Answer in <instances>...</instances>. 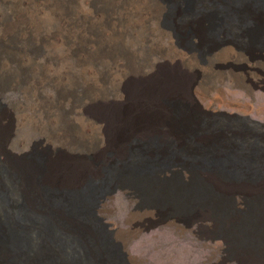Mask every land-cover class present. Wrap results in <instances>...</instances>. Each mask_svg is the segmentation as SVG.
<instances>
[{
  "label": "bare ground",
  "instance_id": "6f19581e",
  "mask_svg": "<svg viewBox=\"0 0 264 264\" xmlns=\"http://www.w3.org/2000/svg\"><path fill=\"white\" fill-rule=\"evenodd\" d=\"M186 1L173 0V5L189 4L195 12L214 4L228 10L223 11L226 19H218L216 24L219 34L235 21L233 12L264 11V0ZM166 9L163 0L0 2V93L20 96L7 108L0 107V264L136 261L99 214L102 202L128 185L156 189L188 204L177 206L181 216L195 214L219 197L210 183L170 186L167 178L158 177V172L176 166L173 160L162 162L159 169L151 161L131 163L123 170L126 175L120 186L95 182L87 189L81 179L89 173L99 179L101 174L72 151L67 161L61 154L49 171L58 173L71 187L42 189L50 180L43 155L37 160L26 155L13 158L2 147L8 127L11 131L29 128L35 136L31 149L41 151L44 134L45 141L64 144L73 151L95 137H108L110 146L119 149L122 137L139 130L146 137L165 131L173 139L180 138V132L174 130L176 123L166 114V102L187 93L189 72L201 60L184 50L174 30L164 24ZM222 39L202 59L209 68L217 56L234 52L232 41ZM200 169V174L215 173L225 181L257 183L264 179L261 154L243 158V154L216 152L204 158ZM213 216H218L216 211ZM248 235L253 237L256 232ZM258 235L264 236V229ZM245 251V255L264 257V249Z\"/></svg>",
  "mask_w": 264,
  "mask_h": 264
},
{
  "label": "rangeland",
  "instance_id": "374dc122",
  "mask_svg": "<svg viewBox=\"0 0 264 264\" xmlns=\"http://www.w3.org/2000/svg\"><path fill=\"white\" fill-rule=\"evenodd\" d=\"M163 1L167 6L164 24L174 30L184 50L196 53L201 60L195 71L189 72L187 93L166 102V114L176 123L174 130L180 132V138L173 139L165 131L146 137L139 130L122 137L119 149L110 146L108 137H95L73 151L64 144L45 141L44 134L41 151L31 149L35 136L29 128L11 131L8 127L2 147L13 158L26 155L37 160L43 155L50 180L42 189L49 185L71 187L58 173H49L59 158L69 160L71 151L101 174L99 179L90 173L81 179L87 189L95 182L120 186L126 175L123 170L131 163L151 161L159 169L162 162L173 160L176 166L158 172V177L167 178L170 186L210 183L219 197L195 214L183 216L177 214V206L188 204L156 189L128 185L103 201L99 214L110 224L114 238L137 259L130 264H264L263 255H245L250 247L264 249V236L258 235L264 229V179L234 182L199 172L204 158L216 152L243 154V158L261 154L264 159V11L249 8L233 12L235 21L219 34L216 24L218 19H226L223 11H228L222 5L195 12L189 4L176 8L173 0ZM220 38L232 41L234 52L217 56L209 68L202 59L208 58L209 48ZM19 97L17 92L0 93V107L7 108ZM252 231L256 232L253 237L248 235Z\"/></svg>",
  "mask_w": 264,
  "mask_h": 264
},
{
  "label": "water",
  "instance_id": "95a60500",
  "mask_svg": "<svg viewBox=\"0 0 264 264\" xmlns=\"http://www.w3.org/2000/svg\"><path fill=\"white\" fill-rule=\"evenodd\" d=\"M3 1V0H0V2Z\"/></svg>",
  "mask_w": 264,
  "mask_h": 264
}]
</instances>
